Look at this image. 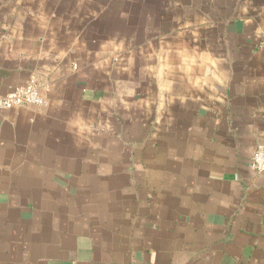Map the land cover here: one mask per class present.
I'll return each mask as SVG.
<instances>
[{"label": "crops", "instance_id": "0c3cea01", "mask_svg": "<svg viewBox=\"0 0 264 264\" xmlns=\"http://www.w3.org/2000/svg\"><path fill=\"white\" fill-rule=\"evenodd\" d=\"M0 264H264V0H0Z\"/></svg>", "mask_w": 264, "mask_h": 264}, {"label": "built area", "instance_id": "2783aa9c", "mask_svg": "<svg viewBox=\"0 0 264 264\" xmlns=\"http://www.w3.org/2000/svg\"><path fill=\"white\" fill-rule=\"evenodd\" d=\"M45 101L34 81L23 88H16L7 94H0V112L25 106L42 107ZM249 167L254 173H264V143L255 147Z\"/></svg>", "mask_w": 264, "mask_h": 264}]
</instances>
